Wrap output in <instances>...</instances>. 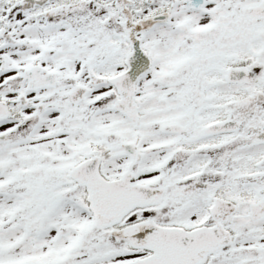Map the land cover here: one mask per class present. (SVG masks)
<instances>
[{
  "label": "snow or ice",
  "instance_id": "obj_1",
  "mask_svg": "<svg viewBox=\"0 0 264 264\" xmlns=\"http://www.w3.org/2000/svg\"><path fill=\"white\" fill-rule=\"evenodd\" d=\"M0 264H264V0H0Z\"/></svg>",
  "mask_w": 264,
  "mask_h": 264
}]
</instances>
